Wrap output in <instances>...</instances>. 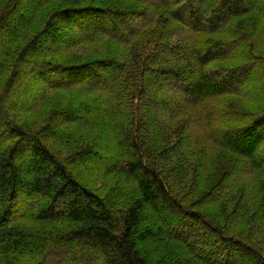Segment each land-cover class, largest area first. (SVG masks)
<instances>
[{
    "label": "trees",
    "instance_id": "16d2710c",
    "mask_svg": "<svg viewBox=\"0 0 264 264\" xmlns=\"http://www.w3.org/2000/svg\"><path fill=\"white\" fill-rule=\"evenodd\" d=\"M119 1L0 0V264H264V0Z\"/></svg>",
    "mask_w": 264,
    "mask_h": 264
},
{
    "label": "rangeland",
    "instance_id": "374dc122",
    "mask_svg": "<svg viewBox=\"0 0 264 264\" xmlns=\"http://www.w3.org/2000/svg\"><path fill=\"white\" fill-rule=\"evenodd\" d=\"M110 1H113V0H110ZM117 1H119V0H117ZM119 3H120V1H119ZM19 7H20V5H19ZM23 7V5L21 4V7L20 8H22ZM259 24H258V28H259ZM243 27H244V32H249V31H251V30H253V28L251 27V26H249V25H247V23H245V22H243ZM263 33H264V31H263ZM84 47H88V46H84ZM81 48L82 47H80V48H77V49H75V50H71V51H69V52H67V53H64L63 54V61L64 62H73V63H75L76 61H78V60H81V59H83V58H86L85 56L86 55H84L83 54V52L81 51ZM74 54V55H73ZM219 65H225V63H219ZM99 73V72H98ZM257 76L258 77H260V73L257 71ZM21 87L22 86H20V85H18L17 86V88L14 90V93L12 94V100H13V104H14V106H16V107H21V106H23V107H25V106H27L32 100H33V96L30 94V96L29 95H27L26 94V92L24 93V89H21ZM197 88V87H196ZM201 88V87H200ZM199 88V91L201 90ZM195 89V88H194ZM195 95L196 94H198V90L197 89H195V93H194ZM58 98V102L57 103H60V104H62L63 102V99H61V96H58L57 97ZM20 120H27V121H30L31 122V120H39V121H42V117L41 116H38V115H30L29 113L28 114H25V113H23V115L20 117ZM29 122V124H31ZM42 122H45V121H42ZM39 124H41L40 122H39ZM257 130H259V131H263L264 130V124L263 125H261V126H259L258 128H257ZM1 132H2V130H0V134H1ZM242 141H243V139L241 138V137H239L235 142H236V144L237 145H239V146H243V143H242ZM244 147V146H243ZM246 148V147H245ZM108 159H111L110 157L108 158ZM112 160V159H111ZM110 162L109 161H106V159H105V157L103 158V157H99L96 161H94L93 160V162H92V164H93V166H101V167H108ZM98 168V167H97ZM111 181H113V178H111L110 179ZM114 181H115V179H114ZM103 182H105V180L104 179H100V180H98V187L103 183ZM263 211H264V207H263ZM252 213H254V211H251L250 212V214H249V216H248V218H247V220H251V214ZM252 222V221H251ZM239 227L240 228H243V229H245V230H248V228H247V226L245 225V224H243V223H241L240 225H239ZM94 254V253H93ZM86 255H87V258H88V260L90 259V258H92L93 257V255H92V253L91 252H88V253H86ZM55 259H57L56 261H54L53 263H51V264H69V263H66L65 262V256H64V254H62L59 258H55ZM54 259H52V261H53ZM23 262L24 263H26L27 264V262H26V260H23ZM240 263H242V264H244L245 263V261H241ZM92 264V263H91Z\"/></svg>",
    "mask_w": 264,
    "mask_h": 264
}]
</instances>
